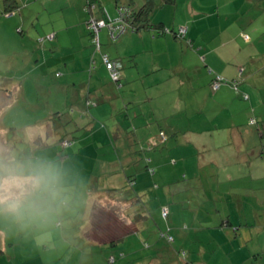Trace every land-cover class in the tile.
I'll return each instance as SVG.
<instances>
[{
  "label": "rangeland",
  "instance_id": "rangeland-1",
  "mask_svg": "<svg viewBox=\"0 0 264 264\" xmlns=\"http://www.w3.org/2000/svg\"><path fill=\"white\" fill-rule=\"evenodd\" d=\"M103 1L107 11L112 14L111 17H114L116 13L114 0ZM194 1L195 4L199 2L203 4L200 13L204 14L205 21L199 24L198 30L201 40L209 38L210 48L215 49L212 58L218 64V71H226L225 69L228 68L227 72L239 71L240 74L245 71V76L250 72L255 74L245 84L241 83L242 78L236 79L238 87L224 84L223 86L232 89V92L226 94L228 97L226 102H202L200 109L197 102H191L187 104L185 111L183 107L176 108L177 103L173 102L178 95V92L173 90L176 81L167 78L166 72L163 71L140 77V80L135 82L140 89L143 88V79L149 82L157 77L162 80L167 78L162 85L155 86L156 89L150 88L146 93L143 91L145 97L153 95V99L148 103L138 102L141 97H134L123 87L118 89L120 92L113 101L97 102V105L92 106L88 111L84 102H66V106H63L62 102H52L56 96L61 98L57 95L55 87L59 79L49 72L42 88L37 83L38 73L35 66L36 61L38 63L36 52L39 49L35 41L39 37L36 34L30 36L25 28L20 32L17 28H13V31L8 30V25L4 21L6 17L0 15V124L4 127V130L0 128V148L24 156L41 158L51 163L60 176V195L50 203L44 215L19 217L0 213V264H66L67 259H71V251L66 250L77 248L82 244L79 234L86 223L85 205L86 199L90 196L89 189L98 188L102 183L109 182L110 178H116L115 172L121 173L125 183L128 175L135 177L136 185L134 183L135 186L132 188L127 186L124 192L136 200L132 204V209L143 217L138 224L141 225L140 228L144 226L146 229L129 234L115 246L110 247L115 257L116 251L127 252L128 247H132L133 251L127 257H117L118 259L110 264H129L127 261L132 259L134 254L145 256L151 246L163 245L159 237L160 230L164 232L166 227L160 218L162 205L175 208L172 213L178 210V216L174 219L172 217L173 224L168 223L174 237L173 245L178 251H185L191 256L194 248L203 245L206 253L204 261L215 263L217 259L222 264H264V78L262 76L264 0L256 4L250 1L245 4L240 0ZM216 1L219 2L218 5L222 10L219 11L215 4H210ZM22 5L23 2L19 10ZM176 6L182 12L187 9L188 3L179 0ZM172 7L173 5H167L163 9L158 7L153 12L152 19L156 21L162 15L169 23L168 27L174 25L177 30L179 27H186L180 26L175 21L170 9ZM180 11H176L177 14H180ZM31 25L32 23L30 28ZM103 34H100L102 40ZM130 34L127 32L123 35V39L128 38ZM159 38L171 39V35L159 36ZM187 40V38L175 42L172 40L168 49L166 48L168 45H165L163 50L158 47V51L167 59L172 56V63H176L179 60L177 59L179 46L184 43L187 45ZM224 41H226L224 44H220ZM108 42L105 43L110 46L112 53L121 52L115 47V41L111 43L112 45ZM129 49L126 48L124 53ZM198 53L201 55L200 58L203 57L201 49ZM50 69H53L51 72L56 71L54 67ZM215 74L220 76L213 71L212 75ZM105 80L107 82L108 77ZM14 82L16 86L21 84V93L13 91ZM207 88L210 93L215 94L218 91L212 90L210 85ZM10 89L11 93L7 95ZM202 93L198 95L205 94L204 91ZM121 96L125 102H117ZM129 98L138 99L137 102L128 103ZM93 103L96 104V101ZM78 105L84 107L77 108ZM126 106L129 108L127 112ZM141 108L151 113L148 116L151 117L153 125H148L152 123L151 121L143 122L136 135L130 120L134 112L140 113ZM96 109L97 111L92 114ZM69 110L75 118L81 120L77 123L78 127L87 129L83 132L87 139L83 145H81L82 141L76 143V148L62 149L59 144L61 133L47 134L48 131L45 129L47 121H44V118L49 112L68 113ZM88 114L94 119H87ZM139 118L142 119V116ZM158 118L161 127L163 125L165 127L166 123H177L181 127H187V130L200 132L204 130L205 125H208V128L211 126L216 133L234 131L233 129L237 128L242 134H250L249 144L246 141V146L249 148L245 155L237 154L229 147L213 151L211 157L219 159L218 163L225 165L227 160L232 164L238 158L248 159L252 169L249 170L251 177L256 176V181L242 179L245 186L240 188L225 184L219 189V193L214 194L211 189L214 191L215 185L208 187L206 184L207 181L214 183L210 166L201 170L194 165L197 164L198 156H203L205 161L210 155H197L196 152L187 155L186 158L191 166L184 170L181 168L182 162H178L177 166H173L175 162H171L173 158L178 159L172 148L174 140L170 143L171 147H167L169 151H165L164 154L159 151L145 155L134 152L139 150V147L145 149L148 145L146 140L156 137L157 132L152 134L151 127L154 126L158 131L157 126L154 125V121ZM91 125L100 129L95 134V138L90 135L93 131ZM73 129L74 126H71L64 131L68 133ZM34 134H38V137ZM62 134L64 135V132ZM191 135L196 138V135ZM130 141L132 145L134 142L133 149L136 150L131 149ZM251 143L255 146L252 147ZM146 156L152 159L156 171L153 177L145 171L143 160ZM98 158L101 159L100 162ZM103 160H106L107 164L102 167ZM234 173L232 170L231 175ZM202 185H206L205 188H202ZM221 189L223 192L220 191ZM228 192L236 195L233 197L222 195L223 193L231 195ZM181 212H183L182 216ZM226 217H229L231 225L220 229V224ZM121 219L123 220L121 222L127 224L124 217ZM106 227L114 228L111 223ZM218 231L228 235L223 237ZM145 243L148 248L143 247ZM83 253L81 257L74 258V255L70 264H101L98 253L94 251L92 255H90L91 251H83ZM59 260H63L64 263H60ZM180 261V264H183L182 259ZM102 264L109 263L105 259Z\"/></svg>",
  "mask_w": 264,
  "mask_h": 264
},
{
  "label": "crops",
  "instance_id": "crops-1",
  "mask_svg": "<svg viewBox=\"0 0 264 264\" xmlns=\"http://www.w3.org/2000/svg\"><path fill=\"white\" fill-rule=\"evenodd\" d=\"M94 1H96L107 11L106 5L104 4L103 0ZM182 1L188 3L187 9L183 10L182 12L177 9L176 3H179V0H176L173 4V7L170 9L172 11V15L174 14L175 16V21L180 24V26L188 27L186 38L188 39V41H190V45H185L184 43L179 46L180 52L177 57V59L179 58V60H177L176 63H172V56L167 59L162 56L163 54H161L160 51H158V47L160 48V50H163V47L165 45H168L166 47L168 49L169 45H171L170 43H172L171 41H176L172 37V40L170 38H159V35L150 30L130 34L129 37L125 39H123L124 37L122 35L117 39V41L114 42L115 47L119 48L121 52L118 53L115 51V53H112L110 51V46H107L105 43L106 41H109L107 32L105 30H102L100 32V34L104 33L103 40L100 35L102 51L107 53L111 58H120L118 56L122 57L120 59L126 58L124 60L125 64L122 72V87L128 92H131L134 97H141L138 102L148 103L150 100H152V94L148 95V97H145V95L143 94L146 93L150 88L156 89L155 86L162 85L169 77L171 79L173 78V81H176L175 87L173 88L174 91L178 92V95H176L173 99V102L177 103L176 108L180 109L183 107V111H185V109L187 108V104L189 105L191 102H197V106L200 109L202 108V102H226L228 99V97H226V94L228 92H232V89L230 87L221 86L220 88H218V91L215 94L210 93L209 89L207 88L211 81L212 75L209 73V69L216 71L218 74L229 80L242 78L241 83L244 84L249 81L255 74H252V72H250L245 76V71L240 74L239 71L227 72L228 68L225 69L226 71H218V64L216 63V61L214 62L212 58V52L215 49L210 48V44L208 42L209 38L201 40V34L198 30L199 24L201 25L203 21H205L204 14L200 13L203 4H201V2L195 4L194 0ZM240 1H242V3L245 2V4L249 3V1L256 4L261 0ZM18 2L20 5L23 2L21 10L12 14L11 16L7 17L6 20H4L8 25V30L13 31V28H17V30H19L20 32L22 28H25L29 31L30 36L36 34V36L38 37H43L47 34L55 33V37L51 41L45 40L39 44L35 41L39 49L36 52V54L38 55L36 57L38 63L36 61L35 66L38 73L37 83L39 84V86L42 88V84L44 85L45 79L49 75V72L53 74L59 73L58 77H55V75L54 77L59 79L58 81H56L55 87L57 95H60L61 98H58L56 96L52 102H62L63 106H66V102H84L85 98L87 97L89 99L95 100L96 102H110L117 98V93H119L120 91L114 88V85L109 81V79L106 82L105 79L106 77H108L107 73L101 66L100 60L96 54V67L93 72H88L89 58L94 53V51L90 44L88 30L86 29L85 25L86 20L89 17V15L84 11L85 0H18ZM143 2L144 0H133V5H135V7H138ZM234 2H236V0ZM155 4L156 9L158 7H161L160 9H163V7H167V5L161 6L159 0H155ZM210 4H215L216 8H218L219 11L222 10L220 5H218V1H216V3ZM197 8H199V10ZM2 10L3 7L0 0V15ZM176 11H180V14H177ZM107 13L110 16L112 15L108 11ZM94 15L97 16L96 13ZM163 17L162 15H160L156 19V21H154L151 17L150 23L153 25L160 24L167 29L170 28V30L176 31V26L172 25L171 27H168L169 23L168 21L163 19ZM31 23L32 28H30ZM231 40L232 39H230V41ZM225 42L226 41L220 44H224ZM111 43L112 42L110 41L108 42V44ZM128 47L130 48L129 51L127 53H124V50ZM195 47H198V49H196ZM200 49L201 52H203V57L201 58V55H199L198 53V50ZM201 60H203V62ZM53 67L56 69V71L51 72V70L53 69L50 68ZM205 67L207 69H204ZM162 71L166 72V79L162 80L160 77H157L150 80L149 82L143 79V88H137L135 82L136 80H140V77L150 74H158ZM262 76L264 78V71L262 72ZM12 87L13 91L15 90L21 93V84H18L16 86V83L14 82L12 83ZM185 91L187 92V95ZM203 91L205 92L204 95H202ZM199 93L202 94L198 95ZM137 99L138 98H129L128 103L137 102ZM117 102H125V99L121 96L120 100H118ZM118 104L119 103H117V105ZM84 106L78 105L77 108H83ZM203 106L206 107L205 104H203ZM88 109L90 108H86L87 111ZM96 111L97 109L95 111H92V114H94V112ZM50 112L47 113V116L44 118V120H46V118L51 114ZM149 114L151 115L149 111H144L143 108L140 109V113H138L137 111L136 113H133L130 122L131 125L134 126L133 131L136 135H138L137 130L141 128L143 122L151 121V117L148 116ZM90 116L93 117L92 115ZM139 116H142V119H140ZM73 118L76 120L74 115ZM177 118L180 117L177 116ZM164 119L166 118H163V120ZM151 122L152 123H149L148 125H153V121ZM154 123V125L157 126L158 131L167 127L177 131L175 139L171 136H168V140L164 143L165 145L167 144L164 151L168 152L169 149L167 147H171L170 143L173 140L175 141V143L172 142L174 144L172 148L174 149V154L178 159H172V161L175 162L173 166H177L179 165L178 162H182L181 168H184L185 170L186 167L188 168L189 166H191V164H189L188 162L189 160H187L186 158L187 155L194 154L195 152L197 155H210V158L205 161L203 159V156H198L199 158L196 162L197 164L194 165L198 166L201 170L205 169V167L210 166V170H212V182L214 183L207 181L206 184L208 187H213L212 185H215L214 191L213 189H211L214 194L219 193V189L222 188L225 184H232L234 186L233 188H240L245 186H243V184L245 183L242 182V179H249L250 182V179L256 181V176L251 177L250 171H252V169L251 164L248 162V159L245 160V158H238L232 164H230V161L227 160V165H225L224 163H218L219 159L217 160L216 158L211 157L213 151L224 150L229 147L231 148V150L233 149V151L237 152V154L245 155L249 148V146H246V141H248L249 144L250 134H242L237 131V128L236 130L233 129L234 131L228 130V132H218V134L212 129L211 126L210 128H208V125H205L206 127L204 128V130L197 132L187 130V127H181L177 123H166L165 127L164 125L162 127L160 126V120H157ZM192 126L194 130V125ZM0 128L4 130V127ZM45 129L46 131H48L47 134H54V132L50 128V125L47 124ZM92 130L93 131L90 132V135L92 138H95V134L97 133V131H100V129L92 126ZM158 131H156V128L154 126L153 128L151 127L152 134H155ZM191 134L196 135V138ZM5 135H7V133H5ZM37 135L35 136L38 137ZM85 139H87V136H81L75 142V145L80 141H82L81 145H83L86 142ZM251 146L254 147L255 144L253 145V143H251ZM73 148H76V146H74ZM186 151H190L191 153H187ZM100 160L101 159H99L98 162H100ZM106 164V160H103L102 167ZM232 170H234L235 172L234 175H231ZM115 174L116 178H110L109 182L104 184L102 183L98 188L89 189L90 196L86 199L85 205L86 223L84 229L81 230V233L79 234L81 235L80 238H82L80 239L82 241V244L77 246V248H69L68 250H66L71 251V259L74 255V258L77 256H83V251H91L90 255H92V251H94V253H98V257L101 259V264L104 263L105 259L107 263L110 264L114 263L118 258H124L127 257L128 254L133 253L132 247H128L127 252L116 251L117 253H115V257V255H113L112 253L113 251L110 250V247L115 246V244L100 243L87 237V231H89L90 229L91 213L93 208L95 207L113 212L117 216L118 221H123L121 218L124 217V221H126L127 224H131L134 221V216L137 215L136 211L132 209V204L136 200H134L131 196L133 203H130V201L127 200L124 201L125 197L123 196L125 195L120 193L122 189L126 188V186L128 185L127 179L125 183V181H123L121 178L120 172H115ZM233 176H235V178H233ZM134 183L136 185V181H134ZM134 183L132 187L135 186ZM205 186L206 185H202L201 187L205 188ZM220 191L223 192L222 189ZM233 192H228L231 193V195H228L226 193H223L222 195L233 197L236 195ZM161 208H166L168 210V222H164L162 220L165 223V226H169V222L173 224L172 217L174 219V217L176 218L178 216V210H174V212L172 213L173 209L175 208H172L171 206L169 207L167 205H162ZM180 215L182 216L183 212H181ZM144 219H146V217ZM226 221H230L229 217H226L224 221L221 222L220 229H223L222 225H226ZM140 226L141 225L139 224L137 225V229L135 231L136 233H138L139 230L143 231L146 229L144 228V226L141 228ZM218 233L223 237L228 235H224L222 231H218ZM181 237H183V235H181ZM127 239L129 238H126V240ZM143 247L148 248L149 246H147V244L145 243ZM175 249L176 248L171 247L163 242V245L161 247L159 244L151 246L145 256L134 254L132 259L130 258L127 262L129 264H180L181 261L178 259L174 251ZM133 250L135 252V249ZM78 251H81L82 253ZM205 256L206 253L203 245H199L198 248H194V253L191 256L189 255L188 259H192L195 264H222L220 263L221 261H217V259L215 263H213L212 261H204L203 259L205 258ZM71 259H67L65 263L70 264ZM192 260L190 262L193 264ZM59 262L64 263L63 260H59Z\"/></svg>",
  "mask_w": 264,
  "mask_h": 264
},
{
  "label": "trees",
  "instance_id": "trees-1",
  "mask_svg": "<svg viewBox=\"0 0 264 264\" xmlns=\"http://www.w3.org/2000/svg\"><path fill=\"white\" fill-rule=\"evenodd\" d=\"M159 1H160V5L163 6V5H173L176 0H159ZM256 1H260V0H256ZM1 3L3 7L1 15L6 18L18 12L21 6L18 0H1ZM84 3H85L84 11L89 15L88 19L86 20L85 25H86V29L88 30L90 44L94 51V53L89 58L88 72L89 73L93 72L96 67V60H95L96 59L95 54H96L100 60L101 66L104 68L105 72L107 73L109 81L114 85V88L116 90L122 87V81H123L122 72H123L125 63L122 59L111 58L107 53L102 51V44L100 40V32L102 30H105L107 32V37L110 42L117 41V39L120 36L126 34L127 32L134 34V33H138L140 31H145V30H150L152 32L154 31L159 36L171 35V37L175 40H178V39L186 40L185 39L186 35L184 37H181V35L178 33V30L177 31L169 30L160 24L153 25L150 23L151 16L156 9L155 0H144V2L138 7H135V5H133V0H114V7L116 9V15L114 17H111L107 13L106 9L103 8L101 5H99L94 0H85ZM120 12L124 14V16L122 17V21L116 22L114 24L115 27L120 25L121 26L120 29L114 31L113 37H111L109 30L106 27L101 28L98 31L99 48L97 49L96 45L94 44V34L90 28V25H91L90 20L92 19L93 21H105L106 22L107 18H111L112 20L118 18ZM95 13L97 14V16L94 15ZM121 29H123V31L120 33ZM54 37H55V33H50L43 37H39V39L36 40V42L39 44L45 40L51 41L52 39H54ZM186 44L190 45V41L187 40ZM104 57L107 58L108 62L114 63L117 66L116 71L119 77L116 81L111 78L110 71L107 69L106 64L103 61ZM209 73L212 74L213 73L212 70L209 69ZM54 75L55 77H58L59 73H55ZM216 77H218L220 80H217ZM214 83H218L219 85L218 88H220L224 84H230V86L232 85V86L238 87V81L236 80L227 81V80H224L221 77V75L219 76L216 74L215 76L211 75V81L209 83L212 90L216 91L218 90V88L216 89L213 88ZM10 93H11V89L10 91L7 92V95H9ZM93 102H95L93 99H89L88 97L85 98V101H84L85 107L91 108L92 106L97 104V102L96 104H94ZM128 109L129 108L126 106V109H125L126 112L128 111ZM90 117L91 116L89 115L87 119H93V117L91 118ZM44 121H47L45 123L50 125V128L54 133L56 132L61 133L59 144L62 149L74 147L75 142L81 136H83L84 135L83 132L87 130V129L78 127L77 123L81 122V120L80 119L78 120L77 118L75 120L70 110L68 113L55 111L51 113ZM0 125L1 127H3L2 124ZM71 126H74V129L71 132L66 133L64 130L70 128ZM63 132H64V135L62 134ZM176 134H177L176 130H172L171 128H168V127L163 128L162 130L156 133L155 135L156 137H152V139H149V141L146 140V142H148V145L145 149H143V147H139L138 148L139 150L134 151V152H138V153L140 152L141 154L145 155L146 153H152L154 151H159V153L164 154L165 153L164 149L166 148V145L164 143L168 140V136L169 137L171 136L175 139ZM133 145H135L134 142H133ZM133 145L130 141L129 146H131L132 150H136V149H133ZM9 149H12V148L9 147ZM143 161L145 164L144 165L145 171H147L148 174L151 177H153L156 171L152 165L153 163H152L151 157L146 156ZM171 162H174V161H171ZM134 178H135L134 176H129V175L126 177L128 187L132 188V185L135 181ZM120 193L125 195L123 196L125 197L124 201L127 200V201H130V203L131 202L133 203V200L131 199V195L125 194L124 189H122ZM161 207L162 206H160V208ZM160 216H161V220H163L164 222H168V214H167V217L164 218L160 211ZM141 219H143L142 216L137 214L134 216V221L131 224H125L121 221H118L117 216L113 212L102 209V208L95 207L93 208L92 213H91L90 229L89 231H87V237L91 240H94L100 243L116 244L117 242L123 240L125 236L134 233L137 229L138 222ZM110 223L114 226L115 229L114 228L107 229L106 225H110ZM227 223L230 225V221H226L225 222L226 225L223 224L222 226L223 227L229 226ZM111 231H114V232H111ZM160 239H162V241L165 244L171 247H174L173 245L174 237L171 234V228L168 225L165 228L164 232L160 231ZM174 251L178 259L179 260L182 259L183 264H192L190 260L188 259V255L186 254L185 251H178L177 249H175Z\"/></svg>",
  "mask_w": 264,
  "mask_h": 264
},
{
  "label": "clouds",
  "instance_id": "clouds-1",
  "mask_svg": "<svg viewBox=\"0 0 264 264\" xmlns=\"http://www.w3.org/2000/svg\"><path fill=\"white\" fill-rule=\"evenodd\" d=\"M59 195L60 176L51 163L0 148V213L44 215Z\"/></svg>",
  "mask_w": 264,
  "mask_h": 264
},
{
  "label": "built area",
  "instance_id": "built-area-1",
  "mask_svg": "<svg viewBox=\"0 0 264 264\" xmlns=\"http://www.w3.org/2000/svg\"><path fill=\"white\" fill-rule=\"evenodd\" d=\"M125 10V9H123ZM124 16V14L122 12L119 13V17L116 19H111V18H107L106 22L105 21H93L92 19L90 20V28L94 34V44L96 45L97 49L99 48V38H98V31L103 28L106 27L109 30L110 36L113 37V33L114 31L120 29V25L119 26H114V24L116 22L122 21V17ZM123 31V29L120 30V33ZM178 33L181 35V37H184L187 33V28L186 27H179L178 29ZM104 63L106 64L107 69L110 71V76L113 80H117L118 79V75H117V71L116 68L117 66L114 63L108 62L107 58L104 57L103 58ZM217 80H220L218 77H216ZM218 83H214L213 88L216 89L218 88ZM161 214L162 216L165 218L167 217L168 211L166 208H162L161 209Z\"/></svg>",
  "mask_w": 264,
  "mask_h": 264
}]
</instances>
